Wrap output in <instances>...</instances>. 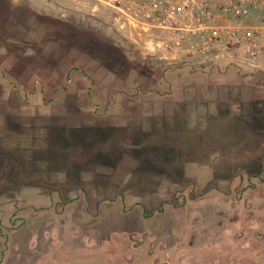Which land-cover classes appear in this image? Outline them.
<instances>
[{
    "label": "rangeland",
    "instance_id": "rangeland-1",
    "mask_svg": "<svg viewBox=\"0 0 264 264\" xmlns=\"http://www.w3.org/2000/svg\"><path fill=\"white\" fill-rule=\"evenodd\" d=\"M261 231L264 71L0 0V264H264Z\"/></svg>",
    "mask_w": 264,
    "mask_h": 264
},
{
    "label": "built area",
    "instance_id": "built-area-1",
    "mask_svg": "<svg viewBox=\"0 0 264 264\" xmlns=\"http://www.w3.org/2000/svg\"><path fill=\"white\" fill-rule=\"evenodd\" d=\"M94 1L159 50L225 52L264 71V0Z\"/></svg>",
    "mask_w": 264,
    "mask_h": 264
},
{
    "label": "flooded vegetation",
    "instance_id": "flooded-vegetation-1",
    "mask_svg": "<svg viewBox=\"0 0 264 264\" xmlns=\"http://www.w3.org/2000/svg\"><path fill=\"white\" fill-rule=\"evenodd\" d=\"M246 188V187H245ZM231 223L235 224V226L238 228L240 227V231H237V234H233L234 236H237L236 238L238 239H243L244 237L247 239V230L245 228H243L242 224H241V220L239 217L238 213H235V215H232V217H230ZM219 224H223L222 221L219 222ZM191 236L192 239L195 238V230L191 231ZM173 236V233L170 232L168 234V239L171 238ZM264 237V231L258 232L257 233V239H262ZM167 241V238H166ZM250 242V241H249ZM248 247V242L246 243V248ZM250 256V255H249ZM239 264H254L252 260L248 261V257H246V259L244 261H240Z\"/></svg>",
    "mask_w": 264,
    "mask_h": 264
},
{
    "label": "trees",
    "instance_id": "trees-1",
    "mask_svg": "<svg viewBox=\"0 0 264 264\" xmlns=\"http://www.w3.org/2000/svg\"><path fill=\"white\" fill-rule=\"evenodd\" d=\"M8 1L12 2V0H8ZM41 15L49 16V14H46L45 12L44 13L41 12Z\"/></svg>",
    "mask_w": 264,
    "mask_h": 264
}]
</instances>
